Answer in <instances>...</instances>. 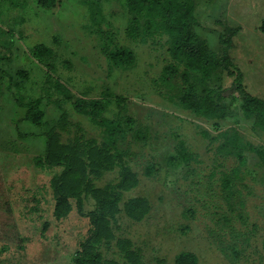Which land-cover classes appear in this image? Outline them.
Here are the masks:
<instances>
[{
	"label": "rangeland",
	"instance_id": "rangeland-1",
	"mask_svg": "<svg viewBox=\"0 0 264 264\" xmlns=\"http://www.w3.org/2000/svg\"><path fill=\"white\" fill-rule=\"evenodd\" d=\"M188 1L195 7L194 32L218 57L230 59L249 93L264 99V0ZM133 19L140 20L146 42L128 36ZM162 19L148 10L131 12L127 0H58L50 11L38 0H0V67L13 77L10 84L0 74V264H74L91 229L74 198L67 218L53 215L51 181L62 168L37 165L47 135L55 162L79 163L88 171L77 190L85 213L97 209L94 189L114 191L93 244L98 264H175L183 252L194 254L198 264H264V165L244 150L241 163L231 128L239 129L240 144L255 146L264 145V131L244 116L238 93L228 92L221 122L197 119L178 106L193 89H229L235 69L223 67L204 84L191 77L186 82L181 74L166 78L170 43L166 35L149 36L161 32ZM39 43L53 49L45 57H57L62 81L76 94L87 91L80 100H96L104 89L124 99V132L116 150L86 112L49 99L42 104L41 126L24 120L26 109L16 104L13 91L28 76L29 90L39 83V66L30 57ZM122 50L133 53V65L110 58ZM104 117L116 120L117 110ZM138 129L144 134L140 141L133 137ZM204 135L219 140L211 143ZM180 146L200 155L203 182L186 183L190 168L168 162ZM154 163L162 171L149 175ZM222 172L232 176L228 188Z\"/></svg>",
	"mask_w": 264,
	"mask_h": 264
},
{
	"label": "trees",
	"instance_id": "trees-1",
	"mask_svg": "<svg viewBox=\"0 0 264 264\" xmlns=\"http://www.w3.org/2000/svg\"><path fill=\"white\" fill-rule=\"evenodd\" d=\"M58 2V0H38V4L50 11ZM127 4L131 12L142 14L148 10L155 16H161L162 22L159 25L161 32L151 33L149 36L166 35L169 46V54L171 62L165 67L163 75L168 78L171 76H181L187 82L190 77L195 81L205 83L204 80L217 70L223 67L230 66L235 69V79L229 89H221L219 91H208L203 89L199 94L196 90H191L183 94L177 101L178 106L184 109H189L191 114L197 119H203L207 122H221L227 117V109L225 100L227 97L238 93L241 99V110L245 117L255 120V128L264 131V99L252 95L246 90L243 82L242 73L234 66L230 59L221 56L218 57L208 46L207 41L200 39L194 32V4L188 0H127ZM70 19H73L72 17ZM94 21V18H93ZM95 22V21H94ZM150 24V22H149ZM150 31L152 26L150 25ZM128 36L137 41H145L147 36L141 31V22L139 19H133L128 23L126 28ZM164 32V33H163ZM46 50H53L44 43H39L31 48L30 57L37 63L40 71V81L35 86V90H29L30 76L24 83L18 85L13 91V97L16 104L26 109L24 120L41 126L44 120V111L42 104L45 99H49L58 105L69 106L77 113L87 114L89 121L99 128L107 138L111 147L116 150V140L124 132L122 128L121 114L125 109L123 98H117L113 92H108L104 89L99 98L91 102L80 100V97H87V91H81L80 94L74 93L61 79L57 70V57L52 54L50 57H45ZM110 58L116 63L133 65L135 62L134 55L131 51L122 50L110 54ZM0 59V63H1ZM0 74L8 78L10 84H13V77L6 73L0 67ZM230 92L232 95H229ZM227 93V94H226ZM88 98V97H87ZM117 110L116 120L105 118L109 112ZM231 129L235 131L233 134V142L237 149L236 154L239 156L242 164L245 163L244 151L255 153L264 165V145H251L249 142L243 141L240 144L239 129L234 126ZM136 141L144 139V134L141 130H136L133 133ZM204 137L215 142L217 137ZM209 137V138H208ZM175 161L182 162L189 169V174L186 183L196 185L203 182L207 175L203 176L200 155L193 149L180 146L176 150V156L169 157L168 162L173 166ZM114 163L119 169L120 178H125L124 167L117 162L115 154ZM37 165L41 168H51L53 165L61 166L62 171L59 175L52 178L51 187L54 194V211L53 215L56 219L67 218L73 212L71 199L76 200L77 212L81 216H87L91 221V229L88 236L80 243L79 249L73 259L74 264H98L100 255L94 250L93 244L101 235L102 221H104V206L106 203H112L114 196L113 190H93V194L98 199L97 209L85 213L83 209L82 199L77 192L84 181L88 178L86 167L74 162H55L52 158V140L47 135L45 154L40 158ZM162 171V167L158 163L147 168L149 175ZM213 171V169H212ZM211 172V174H213ZM232 176L225 172L221 173V180L224 186L229 187L228 183ZM203 209V208H202ZM193 218L199 219V210H193ZM175 264H198V258L189 252L180 253L175 260Z\"/></svg>",
	"mask_w": 264,
	"mask_h": 264
}]
</instances>
